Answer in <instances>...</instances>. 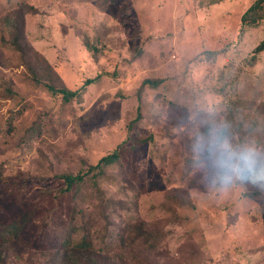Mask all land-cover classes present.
<instances>
[{
  "label": "rangeland",
  "instance_id": "obj_1",
  "mask_svg": "<svg viewBox=\"0 0 264 264\" xmlns=\"http://www.w3.org/2000/svg\"><path fill=\"white\" fill-rule=\"evenodd\" d=\"M254 1L228 0L220 24L211 0H0V264H61L53 253L88 234L105 251L134 219L159 230V264H264V190H211L188 122L212 112L261 146L264 20L237 22Z\"/></svg>",
  "mask_w": 264,
  "mask_h": 264
},
{
  "label": "trees",
  "instance_id": "obj_2",
  "mask_svg": "<svg viewBox=\"0 0 264 264\" xmlns=\"http://www.w3.org/2000/svg\"><path fill=\"white\" fill-rule=\"evenodd\" d=\"M216 0H211L210 3H214ZM14 15V11L11 16ZM13 18V17H12ZM20 19V14L18 20ZM13 18V23L9 22V26L12 27L14 36L12 39V45L18 50L22 49L17 44L20 33V25L23 24V17L20 22ZM264 20V0H255L249 8H247L240 17V23L243 25L256 26L260 21ZM88 49H91L89 45H86ZM264 51V37L259 44L254 48V53ZM38 56V55H37ZM39 57V56H38ZM40 58V57H39ZM91 79L85 80L81 89L91 83ZM145 84L151 88H156L161 81L160 80H145ZM47 89L52 94H61L64 101H68L71 97H74L77 92L67 89H55L52 86L46 85ZM246 102L238 101L229 105L226 110L228 112L227 119L230 122L232 114L237 111V108L241 106V110L244 109ZM253 106L251 105L250 110ZM254 108H257L256 114L264 115V104H258ZM232 127L236 131V126L231 123ZM245 123L241 119V127L237 128V133L241 134ZM253 128H249L244 131L243 134L252 132ZM261 146H264V140L261 141ZM118 160L116 152L108 156L100 158V160L94 165L88 168L86 173L97 170L93 177H96L102 173V169L105 166L111 165ZM85 174H78L76 176L63 175L61 178L70 188L75 184H79L84 181ZM24 216V214H23ZM13 225L11 228H15ZM159 230H151L147 223L141 219H134L131 222L124 225L120 233L117 235V243L115 247L107 250H94L92 247L91 235L83 237L80 241L73 243L70 239L65 240L66 246L63 252L55 251L53 253L54 259L61 261V264H159V244H158ZM8 244V243H7ZM110 245V244H109Z\"/></svg>",
  "mask_w": 264,
  "mask_h": 264
},
{
  "label": "clouds",
  "instance_id": "obj_3",
  "mask_svg": "<svg viewBox=\"0 0 264 264\" xmlns=\"http://www.w3.org/2000/svg\"><path fill=\"white\" fill-rule=\"evenodd\" d=\"M188 122L199 129L190 145L193 167L211 190L220 197L238 184L264 190V146L237 141L231 124L212 112L195 110Z\"/></svg>",
  "mask_w": 264,
  "mask_h": 264
},
{
  "label": "crops",
  "instance_id": "obj_4",
  "mask_svg": "<svg viewBox=\"0 0 264 264\" xmlns=\"http://www.w3.org/2000/svg\"><path fill=\"white\" fill-rule=\"evenodd\" d=\"M212 4V3H211ZM213 9L215 10L214 12H218V16L216 18H213L210 20V22L213 20L214 22L216 20H219L220 24L221 23H225L229 17H230V14H231V11L233 10L232 8V5H230L228 3V0H225V1H221V2H218V3H214L212 5H210V9ZM243 13V12H242ZM238 14V17H237V22L240 23V17H241V14ZM212 17V16H211ZM210 19V17H209Z\"/></svg>",
  "mask_w": 264,
  "mask_h": 264
}]
</instances>
